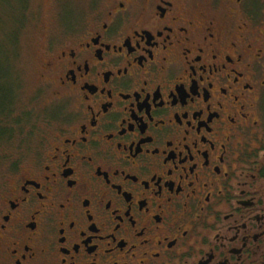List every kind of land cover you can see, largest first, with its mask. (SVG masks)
Wrapping results in <instances>:
<instances>
[{
	"label": "flooded vegetation",
	"instance_id": "1",
	"mask_svg": "<svg viewBox=\"0 0 264 264\" xmlns=\"http://www.w3.org/2000/svg\"><path fill=\"white\" fill-rule=\"evenodd\" d=\"M262 15L111 0L54 51L60 126L3 186L0 264H264Z\"/></svg>",
	"mask_w": 264,
	"mask_h": 264
},
{
	"label": "rangeland",
	"instance_id": "2",
	"mask_svg": "<svg viewBox=\"0 0 264 264\" xmlns=\"http://www.w3.org/2000/svg\"><path fill=\"white\" fill-rule=\"evenodd\" d=\"M27 1L22 9L20 0H0V100L14 95L0 115V127L10 131L0 140V195L60 126L64 105L50 82L48 60L61 45L82 35L111 0ZM249 23V29L264 33V15Z\"/></svg>",
	"mask_w": 264,
	"mask_h": 264
},
{
	"label": "trees",
	"instance_id": "3",
	"mask_svg": "<svg viewBox=\"0 0 264 264\" xmlns=\"http://www.w3.org/2000/svg\"><path fill=\"white\" fill-rule=\"evenodd\" d=\"M27 2H28L27 0H20V6H22V9L23 8L25 9V7L27 6ZM23 21H24V17H22L20 24H22ZM12 91L9 92L12 93ZM2 97H3L2 100H0V115H2L5 111H7L10 108L11 103L13 102L12 100L14 98V95H12V97H10L9 95L8 96L2 95ZM9 132H10L9 130L0 127V140H2L7 134H9Z\"/></svg>",
	"mask_w": 264,
	"mask_h": 264
}]
</instances>
